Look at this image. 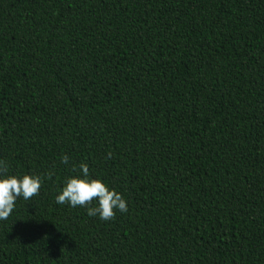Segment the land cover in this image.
<instances>
[{
  "label": "trees",
  "instance_id": "trees-1",
  "mask_svg": "<svg viewBox=\"0 0 264 264\" xmlns=\"http://www.w3.org/2000/svg\"><path fill=\"white\" fill-rule=\"evenodd\" d=\"M0 160V264H264V0H0ZM80 161L127 212L56 202Z\"/></svg>",
  "mask_w": 264,
  "mask_h": 264
},
{
  "label": "clouds",
  "instance_id": "clouds-1",
  "mask_svg": "<svg viewBox=\"0 0 264 264\" xmlns=\"http://www.w3.org/2000/svg\"><path fill=\"white\" fill-rule=\"evenodd\" d=\"M108 156H111V152ZM59 159L63 164L69 163L66 153L61 154ZM73 167L79 171L63 180L62 187L55 196L58 204L86 207L89 216L104 221L115 217L117 211H128V202L123 193L113 188L99 174L93 176L87 162L74 163ZM8 169V163L0 160V220L9 217L18 198L22 197L27 201L36 195L44 180L43 175L35 172L12 173ZM93 201L95 206H91Z\"/></svg>",
  "mask_w": 264,
  "mask_h": 264
}]
</instances>
